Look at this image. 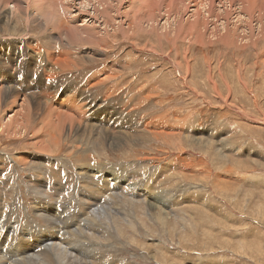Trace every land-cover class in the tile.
<instances>
[{
    "label": "rangeland",
    "instance_id": "374dc122",
    "mask_svg": "<svg viewBox=\"0 0 264 264\" xmlns=\"http://www.w3.org/2000/svg\"><path fill=\"white\" fill-rule=\"evenodd\" d=\"M17 1L23 6L27 4L25 0H22L23 3L21 0ZM126 1L128 0H125L120 11L122 10L124 14L129 13L130 17L126 16L127 19H124L125 15L120 12V15H114L117 20L121 18L118 20L119 23L116 22L115 26H117L112 25L107 28L101 24L100 19L99 21L94 19L91 6H84V3L81 4V0H61L64 8L60 7L59 9L62 10V15L64 10L65 20H70L71 16H75L74 23L76 25H81L82 21H85L83 25H90L86 29L88 34L93 31L92 28L98 27V30L94 29L95 32H92L93 34L96 33L95 38H98H96L97 41L94 40V35L92 36L93 39H91L95 43L81 41L82 44L79 43L75 48H64L69 49L73 54V59L68 57L67 67L64 66V62L62 64L56 63L60 50L55 49V44L60 43V40L56 42V38H54L56 43L48 44L54 46V49H48L39 37L28 36L32 34L31 31L34 28L38 33L37 36H40L39 31H41L46 36V42L49 43L47 34L42 32L40 26L37 27L38 13L27 9L25 14L21 16L18 14L19 18L13 20L12 23L9 18V11L5 10L0 2V74H11L14 77V82L18 85L10 83V87L6 88L20 91L18 95L10 97L8 101L9 104L11 103V107L5 111V108L3 109L4 112L0 113V119H4L6 123L11 121L14 123L16 118H19V122H23L24 118H29L26 116L29 113L27 107L32 106L31 109L33 108V98L38 99L40 97L43 100L44 95H46L48 99L49 94L52 100L49 99L48 101L54 103L50 108L52 116L42 114L38 118V121H41L39 126L43 128L42 126L47 124L54 127L55 130L64 129L65 140L56 149L54 155L52 152L55 143L52 142H56V138H53L54 141L52 140L49 144L50 148H47L38 142L35 132L33 133L34 136L28 133L27 139H19L20 135L14 134L17 126L9 134L2 133L0 127V220L9 227L14 222L17 227L14 228L17 231L15 234L10 231L11 238L5 235L2 239L7 241L15 238L12 243L14 245L19 239V243L24 247L39 248L38 251L35 250L34 254L44 250V248H40L41 240L38 239L40 236L37 233L42 227L47 231L46 229H51V226L47 225L46 221L44 222V217L36 214L37 204L35 203L41 194L40 190L35 189L36 191H33L29 185L31 184L30 180H34L38 173L32 172L28 168V164L32 161L43 163V167L37 171L46 173L48 179L51 180L48 181L46 188L54 189V193L48 192L53 195L50 196L53 199H51L52 202L46 201L59 209L55 213V220L58 225L54 226L59 233L60 230L67 231V227L75 229L77 222L80 224L86 218V214L89 213V208L86 207L100 205L95 199V197L100 196L98 193L96 194L95 185L101 183L102 176L109 173L119 174L118 178L121 179V183L126 180L127 183L133 184L136 188V190L131 191L128 186L124 187L121 184V189L123 192L125 191V195H122V191H118L122 197V199H117L121 206L115 207L120 209L121 214H123L120 215L119 223H122L121 225L125 228L124 237L120 238L119 233L112 230L111 235L114 236L115 234V237L109 235L111 238L109 239L110 247L108 249L101 247L100 250L96 248L93 250V253H96L89 254L95 260L99 258L100 263L104 260H112L113 264H124L122 262L126 259V264H167L165 261L171 259L176 264H264V37L259 34L260 17L257 14L250 19L249 13L244 10L247 4L241 7L239 2H236L233 9L229 8L228 10L226 7H222L223 2L217 0L213 10L209 11L211 18L204 13V11L208 12L210 8V6H206L207 9L203 7L207 0H166L167 4H165L166 1L162 3L163 0H150L154 1L151 2L152 4L150 3L151 7L150 4H147L149 0H135L137 1L136 7L130 4L131 1ZM144 1L146 5L143 3ZM254 2L255 0H253ZM113 3L112 6L117 4V2ZM257 3L254 4L256 7L262 6L264 0H257ZM146 6L150 8V11L154 10L159 16L154 25L156 30L149 33L138 30L137 34L131 33L130 35L121 32L122 29L128 28V24L134 23L133 26H136L137 22L132 18L133 15H136L142 24L149 20L150 11ZM162 7L167 10H162ZM132 8L134 9L131 10ZM226 9L229 16L224 26H228V29L231 27L232 29L238 28L236 34L241 36L236 38L232 33H228L227 37L225 36L227 40L231 39L228 35L236 39L232 43L221 40V37L214 35L215 33L210 34L214 30L211 28L212 24L218 21L215 17L217 16L222 20V17L226 15L224 12ZM83 10L87 12L85 13ZM141 12L142 14H140ZM146 12L147 16L145 15ZM237 13L241 14L235 18ZM112 14H116V12H112ZM241 16L242 18H238ZM5 17L7 21L2 22ZM33 19L34 21H32ZM94 20L98 21V24ZM240 20L242 22H238ZM246 20V23L243 22ZM121 21L125 23L123 26L119 25ZM165 21H167V25ZM193 21V24L203 21L202 28H211L210 31L206 34L205 30H202L201 35H197L198 31H193V37H179L175 38L173 42H167L168 40L163 37L166 31L165 26H167L168 32L173 26L177 29L181 27L183 30ZM6 24H9L10 27L6 28ZM143 26L151 30L149 27H145V24ZM261 26L264 27V24ZM106 29L110 34L104 33ZM113 29L117 30V33L111 37L114 34ZM186 30L187 28L184 34H187ZM97 32L99 33L97 34ZM161 32L164 34H160ZM198 36H201L200 40L197 39ZM242 36L245 37L244 40ZM49 38L53 40V37L49 36ZM84 44L88 46L85 47ZM89 50L101 51L100 53L103 55L93 57L91 58L93 61H91L90 54L87 52ZM1 59H3L4 64ZM51 61L54 62L51 64ZM19 62L20 64H18ZM103 72L115 78H111L106 83L96 87L90 79L97 73L103 79L105 76H103ZM238 72L242 79H237ZM211 74L215 76H211ZM58 85L60 89L55 87ZM2 87L3 85H0V90ZM17 87L19 89H16ZM141 88H144L142 92H140ZM147 88H149L148 91ZM156 90L159 92L157 93ZM146 92H149L150 98H145ZM15 97L18 99L15 100ZM69 100L71 102L74 100L75 102L72 103L76 104L73 106L72 103H68ZM91 101L95 102L90 106H84V102L90 103ZM78 104L80 107L77 114L80 116H76L77 121L71 125L63 117L65 113L63 111H65L66 106L76 107L79 106ZM3 123L0 122V125ZM113 127L118 128L119 134L130 135L138 139L144 137L145 140H137L136 147L112 148L107 140L102 137L97 138L96 129H106L105 131L109 132L108 134L111 136L115 132ZM40 128L38 127V131ZM90 128L91 131H89ZM153 131L175 132L180 140L176 138V141L174 138L170 141H164L162 138L156 140L152 134ZM198 138L203 141L202 144L195 143L189 148L191 139ZM87 139L90 143L96 142L97 146L85 147L84 144ZM24 158L27 160L26 163L24 162L26 160L22 161ZM52 158L53 162L49 165L52 172L46 171L47 163L52 161ZM21 161L24 163L22 164ZM26 164L28 167L25 166ZM57 167L67 170L58 173ZM78 171L84 173L90 171L93 176L90 175L91 178L86 181V178L81 176ZM87 176L89 175L87 174ZM39 177L44 179L45 175H39ZM60 179L63 183L65 182V189H67L64 194L60 195L61 197L55 193V184ZM42 181L45 182V180ZM91 181L93 182L91 183ZM90 184H92V188H90L88 199L86 198V187ZM78 186L81 188L80 192L76 190ZM169 187L171 188L169 189ZM58 188H60V192L62 190L61 185H58ZM145 189H148V195L143 194ZM171 190L174 194L170 193ZM133 194L134 197H132ZM156 196L163 197L165 200L164 205L162 204L163 216L172 218L176 215L177 232H174V240L170 238L168 229H162L158 226V221L153 215L149 218H145L143 215L147 205L156 201ZM177 197L178 201L176 202ZM59 198L64 199L56 204L60 200ZM92 200L96 201L95 204ZM64 202L66 211H68L66 215L62 212L64 211ZM183 204L187 205V208H184V205L182 209ZM179 206L183 210H179V212L182 211L180 214L177 210ZM82 208L84 210H80ZM194 208L196 209L194 210ZM76 209H79L80 213H76ZM147 209L150 208L147 207ZM172 209L177 210V212H173ZM85 210L87 213H84ZM188 211L189 213H187ZM40 214L45 216L43 213ZM36 216L44 220L38 222ZM81 218L83 219L81 220ZM170 218L168 219L170 220ZM123 219L138 220V227L143 232L140 230V234L136 235L130 228H126ZM230 219L232 222L229 221ZM51 220H54L53 217ZM62 222L63 225L59 226ZM154 225L158 226V231L155 233L152 230ZM114 227L119 228L115 224ZM216 228L220 230L216 231ZM22 230L29 235L20 237L24 234ZM2 232L3 229L0 227V233ZM57 237L59 239V234ZM46 241L48 244L51 242L50 240ZM120 241L121 243L123 241L124 244L117 243ZM156 245H162L159 251H156L157 257L161 254L158 259L155 257L156 255L152 257ZM147 246L151 249L148 250ZM70 247H73V250L75 246L70 245ZM113 247L114 249H112ZM12 250L14 249L7 243L0 245V251L5 254ZM26 255L28 254L26 253Z\"/></svg>",
    "mask_w": 264,
    "mask_h": 264
},
{
    "label": "bare ground",
    "instance_id": "6f19581e",
    "mask_svg": "<svg viewBox=\"0 0 264 264\" xmlns=\"http://www.w3.org/2000/svg\"><path fill=\"white\" fill-rule=\"evenodd\" d=\"M24 1V0H23ZM23 1L21 0V2L23 3ZM26 2H27V4L29 5L28 7H27V4H26V6H23V5H21V4H19V2L17 1V0H0V2L2 3V6H3V8L5 9V10H8L9 11V18H10V20L12 21V23H13V20H15V19H17V18H19V16H18V14L21 16L22 14H25V10H32V12H36V13H38L39 15H37V16H39L38 17V19L36 20V23H37V27L38 26H40L41 27V29H42V32H44V33H46L47 34V40H48V42L49 43H47L46 42V36L45 35H43L42 33H41V31H39V33H40V36H37V31L34 29V28H32V34H30V35H28L29 37H39L43 42H44V44L46 45V47L48 48V49H54V46L52 47V45L51 46H49L48 44H51V42H57V40H60L61 42L60 43H58L57 45L55 44V49L56 50H60L58 53V55H57V61H56V63L58 64V63H61L62 64V62H64V66L65 67H67L66 66V63H67V61H68V57L69 58H71L72 57V59H73V54L70 52V50L69 49H64V48H70V47H73V48H75V47H77V45L80 43V44H82L81 43V41H84L85 43H95L94 41H92V36L94 35V40L97 38H95V34L96 33H92V32H95L94 31V29L95 28H92L91 30H93L91 33H92V35H91V33L90 34H88L87 33V27L88 26H90V25H83V23L85 22H83L82 21V24L81 25H76V23H74V18H75V16H71V18L70 17H68V18H70V20H65L64 19V10H63V15L61 14L62 12V10H60L59 8L60 7H63V5H62V2H61V0H25ZM82 2H81V4H83L84 3V6H91V8H92V11L94 12V19H96V20H98L99 21V19L101 20V24L104 26V27H111L112 25H114L115 26V24H116V22H120V21H118V20H120V19H115V16H117V14L118 15H120V12H121V14H123V15H125V17H124V19L126 18L127 19V17L126 16H129L130 17V14L129 13H126V14H124L123 12H122V10L120 11V8H121V6L122 5H124L123 3H125V0H81ZM128 1H131L130 2V4L133 6L134 5V7H136V3H137V1H135V0H128ZM128 1H126V2H128ZM140 1V0H139ZM147 1V0H146ZM150 1V0H149ZM148 1V2H149ZM162 1V0H161ZM166 0H163V2L162 3H164ZM173 1V0H172ZM186 1V0H185ZM194 1V0H193ZM113 2H117V4L115 5V6H112V4L114 5V3ZM147 2V4L149 5L151 2L153 3L154 1H150L149 3ZM215 2H217V0H207V2H205L204 3V5H203V7H205L206 8V6H210V8H209V10H208V12H205L204 11V13H206V14H208L209 15V17L211 16V14H209L210 12V10L212 9L213 10V8H214V5H215ZM219 2H223L224 4L222 5V7L224 6V7H226L228 10H229V8L230 9H233V7H234V5L236 4V2H239V4H240V6L242 7V6H244L245 4H247L246 5V7L244 8V10H246L248 13H249V18L250 19H252V18H254V16H256L257 14H258V17H260V19H259V26H260V32H259V34L260 35H262L263 37H264V27L263 26H261V25H263L264 24V5H260V6H258V7H256L254 4H255V2L257 3V0H255V2L253 3V0H219ZM219 2H218V4H219ZM143 3H145V1L143 2ZM151 3V4H152ZM183 3V2H182ZM129 4V3H128ZM151 4H150V7H151ZM155 4V3H154ZM160 4V3H159ZM165 4H167V1L165 2ZM170 4H171V2H170ZM258 4V3H257ZM65 5H66V3H65ZM145 5H146V3H145ZM162 5H164V4H162ZM183 5V4H182ZM131 6V7H132ZM153 6V5H152ZM160 6V5H159ZM158 6V7H159ZM238 6V5H237ZM83 7V6H82ZM131 7H129V8H131ZM145 7V6H144ZM146 7H148V6H146ZM157 7V6H156ZM166 7V6H165ZM190 7V6H189ZM64 8V7H63ZM160 8V7H159ZM181 8H183V6H181ZM240 8V7H239ZM134 8H132L131 10H133ZM136 9V8H135ZM148 10L150 9L149 7L147 8ZM166 9V8H165ZM165 9H163V7H162V10H165ZM207 9V8H206ZM226 9V11H224V12H226V15L224 16V17H222V20H220V18L219 17H215V18H217V22L216 23H213L212 24V29H214V30H212V32L210 33V34H214V35H217V36H219V37H221V40H223V41H225V42H228V43H232V42H235V40L236 39H234V38H232L230 35H228L231 39H228L227 40V38H225V36L228 34V33H232L234 36H236V38L237 37H241V36H237V29L238 28H236V29H232V27H231V29H228V26H224V24L225 23H227V21H228V10ZM89 10V9H88ZM145 10H146V8H145ZM147 10V11H148ZM167 10V9H166ZM165 10V11H166ZM171 10V9H170ZM256 10H260V11H256ZM0 11H1V8H0ZM84 11V10H83ZM116 12V14H112V12L113 13H115ZM150 11V10H149ZM159 11H160V9H159ZM183 11H184V9H183ZM196 11V10H195ZM241 11V10H240ZM85 12V11H84ZM87 12V11H86ZM85 12V13H86ZM145 12V11H144ZM144 12H143V14H144ZM192 12V11H191ZM193 12H194V9H193ZM192 12V13H193ZM197 12V11H196ZM242 12V11H241ZM255 12V13H254ZM36 13H35V15H36ZM159 13H162V12H159ZM171 13H174V12H171ZM182 13H184V12H182ZM199 13V12H198ZM243 13V12H242ZM28 14V13H27ZM26 14V15H27ZM140 14H142V12L140 13ZM167 14V13H166ZM174 14H177L176 12L174 13ZM173 14V15H174ZM199 14H201V13H199ZM199 14H197V15H199ZM241 13H237V15H236V17L235 18H237V16H239ZM34 15V14H33ZM115 15V16H114ZM138 15H139V12H138ZM146 16H147V12H146V14H145ZM162 15V14H161ZM172 15V16H173ZM189 15V14H188ZM196 15V16H197ZM203 15V14H202ZM141 16V15H140ZM166 16V15H165ZM178 16V15H177ZM35 17V16H34ZM123 17V16H122ZM143 17V16H142ZM158 15H157V13H155V11L154 10H152V11H150V18H149V20H146V22L145 23H143V24H145L146 26L145 27H149L151 30H149L148 28H144V26H143V24H142V21L136 16V15H133L132 16V18L134 19V20H136V22H137V24H136V26H133L134 25V23L133 24H128V28L127 29H122L121 30V32H123L124 34H137V31L138 30H141V31H143V32H154L155 30H156V28H154L155 26V24L157 23V19H158ZM162 17V16H161ZM175 17H176V15H175ZM183 17V16H182ZM194 17V16H193ZM206 17V16H205ZM117 18V17H116ZM119 18V17H118ZM165 18V17H164ZM191 18V17H190ZM211 18H212V16H211ZM214 18V19H215ZM238 18H242V16L241 17H238ZM248 18V19H249ZM4 19V21H2V22H6L7 21V18L5 17V18H3ZM28 19H29V17H28ZM77 19V18H76ZM167 19V18H166ZM180 19V18H179ZM203 19V18H202ZM210 19V18H209ZM247 19V20H248ZM201 20V19H200ZM210 20H212V19H210ZM234 20V19H233ZM243 20V19H242ZM247 20L246 21H243V22H247ZM254 20V19H253ZM25 21V20H24ZM32 21H34V19L32 20ZM98 21H95L94 20V22H98ZM130 21V20H129ZM171 21V20H170ZM195 21V20H194ZM194 21L193 22H190L189 23V25L188 26H186L185 28H183V30H182V28L180 27H178L179 29H177V27H174L173 26V28L172 29H170L171 31L170 32H168L167 31V26H165V35L163 36L164 38H166L168 41L167 42H173V40L176 38H179V37H184V36H186V37H188V38H191V37H193V35H194V32L193 31H198L197 32V35H201L200 33L202 32V30H205V32H206V34H207V32L208 31H210V29L211 28H202V26L204 25V22L203 21H200V22H197V23H195V24H193L194 23ZM135 22V21H134ZM166 22L167 21H165V24H166ZM182 22V21H181ZM221 22V23H220ZM238 22H242L241 20L240 21H238ZM86 23H87V21H86ZM100 23V22H99ZM168 23H169V21H168ZM219 23V24H218ZM236 23V22H235ZM244 23V24H245ZM75 24V25H74ZM91 24V23H90ZM98 24V23H97ZM125 23H123L122 21H121V24H119L120 26H123ZM175 24H176V22H175ZM96 25V24H95ZM118 25V26H119ZM140 25V26H139ZM167 25V24H166ZM202 25V26H201ZM214 25V26H213ZM229 25V24H228ZM233 25V24H232ZM246 25V24H245ZM247 25H248V23H247ZM16 26V25H15ZM84 26H86L85 28H84ZM117 26V25H116ZM115 26V27H116ZM234 26V25H233ZM257 26V25H256ZM10 27V25L9 24H6V28H9ZM24 27H25V24H24ZM92 27V26H91ZM115 27H112V28H115ZM98 27L96 26V29H97ZM119 28V27H118ZM117 28V29H118ZM143 28V29H142ZM170 28H171V26H170ZM187 28V34H184V32H185V29ZM198 29V30H195V29ZM219 28V29H218ZM241 28H243V27H241ZM95 29V30H96ZM120 29H121V27H120ZM119 29V30H120ZM136 30V32H135V30ZM98 30V29H97ZM114 30V29H113ZM160 30H162V29H160ZM65 31H67V32H65ZM103 32H104V30H102ZM163 31V30H162ZM175 33H174V32ZM109 31L106 29L105 30V32L104 33H108ZM19 33V32H18ZM24 33V32H23ZM99 32H97V34H98ZM101 33V32H100ZM117 33V30H114V34L111 36V37H114V35ZM174 33V34H173ZM247 33V32H246ZM17 34V33H16ZM108 34H110V33H108ZM107 34V35H108ZM160 34H164L163 32H161ZM173 34V35H172ZM203 34H204V32H203ZM255 34V33H254ZM90 35H91V37H90ZM102 35V34H101ZM106 35V36H107ZM146 35V34H145ZM155 35V34H154ZM49 36L50 37H53V40H52V38H51V40H50V38H49ZM88 36V37H87ZM98 36V35H97ZM100 36V35H99ZM98 36V37H99ZM103 36V35H102ZM259 36V35H258ZM101 37V36H100ZM105 37V36H104ZM125 37V36H124ZM201 37V36H200ZM200 37L198 36L197 37V39H199L200 40ZM207 37V36H206ZM208 37H209V35H208ZM216 37V36H215ZM227 37V36H226ZM243 37V40H244V36H242ZM7 38H9V37H7ZM11 38V37H10ZM54 38H56V40L54 41ZM92 38V39H91ZM101 38H103V37H101ZM107 39H108V36L106 37ZM105 38V39H106ZM128 38V37H127ZM214 38V37H213ZM98 39V38H97ZM96 39V40H97ZM100 39V38H99ZM110 39V38H109ZM114 39V38H113ZM252 39H254L253 37H252ZM104 40V39H103ZM157 40V39H156ZM162 40V39H161ZM196 40V39H195ZM250 40H251V38H250ZM98 41V40H97ZM106 41V40H105ZM158 41V40H157ZM239 41V40H238ZM55 42V43H56ZM162 42V41H161ZM252 42H254V41H252ZM109 43V42H108ZM99 44V43H98ZM105 44V43H104ZM163 44V43H162ZM264 44V43H263ZM256 45H257V43L255 44V47H256ZM80 46V45H79ZM84 46H85V44H84ZM88 45L86 44V46L85 47H87ZM154 46V45H153ZM58 48V49H57ZM63 48V49H62ZM258 48V47H257ZM79 49V48H78ZM90 49V48H89ZM93 49V48H92ZM155 49V48H154ZM44 50V49H43ZM156 50V49H155ZM53 51V50H52ZM232 51H233V49H232ZM41 52H43V51H41ZM88 52V54H90V59L91 58H93V57H100V56H102L103 54L102 53H100L101 51H95V50H89V51H87ZM41 54V53H40ZM44 54V53H43ZM56 55V54H55ZM54 55V56H55ZM100 55V56H99ZM52 56V55H51ZM42 59V58H41ZM51 59V58H50ZM1 61H2V63L4 64V62H3V59H1ZM91 61H93V59H91ZM52 62H54V61H51V64H52ZM41 63V62H40ZM72 63V62H71ZM18 64H20V62L18 63ZM43 64V63H42ZM70 64V63H69ZM38 65V64H37ZM54 65H56L55 63H54ZM53 65V66H54ZM55 67V66H54ZM18 68H20V67H18ZM37 68V67H36ZM209 68V67H208ZM35 69V68H34ZM61 69H63V68H61ZM204 69V68H203ZM213 69V68H212ZM39 70V69H38ZM107 70V69H106ZM190 70V69H189ZM211 70V69H210ZM191 73V72H190ZM212 73V72H211ZM37 74H38V72H37ZM105 75V76H104ZM214 74H211V76H213ZM221 75H222V73H221ZM15 76V75H14ZM46 76V75H45ZM103 76H104V78L102 79L101 77H99V75H98V73H97V75H93V77L90 79V80H92V82H93V84L94 85H96V87L97 86H100V85H102L103 83H106L109 79H111V78H115L114 76H111V75H109V74H107V73H105V74H103ZM116 76V75H115ZM215 76V75H214ZM236 77H237V79H242V77H241V74H239V72L237 73V75H236ZM24 78V77H23ZM47 78V77H46ZM78 78V77H77ZM105 78H106V80H105ZM31 79H34V78H32L31 77ZM43 80V79H42ZM89 80V81H90ZM224 80V79H223ZM19 81H22V80H19ZM31 81V80H30ZM18 82V81H17ZM88 82V81H87ZM10 83H13V84H16L15 82H14V77L10 74V75H4V74H0V85L2 86L3 85V87L1 88V90H0V95H1V97H0V113L3 111V109H4V111L7 109V108H9V107H11L10 106V104H9V99H10V97L12 96H14V95H18V93H20V91H16V90H14V89H8V88H6V87H10ZM28 84V83H27ZM114 84V83H113ZM215 84V83H214ZM16 85H18V84H16ZM74 85V84H73ZM90 85V84H89ZM155 85H156V83H155ZM247 85V84H246ZM26 86V85H25ZM150 86H151V84H150ZM154 86V85H153ZM56 88H59L60 89V86L58 85V86H55ZM148 87V86H147ZM245 88L246 89H248V87L247 86H245ZM245 88H243V89H245ZM16 89H19V87H17ZM142 89L144 90V88H141L140 89V92H142ZM155 89V88H154ZM28 90V89H27ZM111 90V89H110ZM147 91L149 90V88H147L146 89ZM49 91V90H48ZM112 91V90H111ZM152 91H154V90H152ZM157 91V90H156ZM29 92V91H28ZM58 92V91H57ZM110 92V91H109ZM155 92V91H154ZM159 91H157V93H158ZM45 93H47V92H45ZM144 93H145V91H144ZM147 93V95H145V98L147 97V98H150L148 95H149V92H146ZM151 94V93H150ZM250 94V93H249ZM111 95V94H110ZM251 95V94H250ZM156 96V95H155ZM11 97V98H12ZM21 97V96H20ZM50 95L48 94V99H47V97H46V95H44V98H43V100L42 99H40V97L37 99L36 97H34L33 98V104H34V106H33V108L31 109V107L29 108V107H27V109H28V111H29V113H30V115H29V113H27V117H29L28 119H25L24 118V120H23V122H19V118H16V120L14 121V123H13V121H11L10 123H6L5 122V120L4 119H0V122L1 123H3V120H4V123L2 124V125H0V127H1V130H2V133H6V134H9V133H11L12 131H14V127H16L15 128V135L18 133L19 135H20V138L19 139H25L27 136H28V133H30V134H32V136H34V132H35V136H36V138L38 139V142L41 144V145H44L45 147H49L50 148V146H49V144H51V142H52V140L54 141V139L53 138H56L55 140H56V142H52V143H55L54 144V147H53V154H54V152H56L57 150V148L60 146V145H62L64 142H65V140H64V129H60V130H55V128L54 127H52L51 125L49 126V125H47L46 124V126H42L43 128H40V126L39 125H41L40 124V122L41 121H38V118L40 117V116H42V114L43 115H51L52 116V114H51V107L53 106L52 104H54V103H51L50 101H48L49 99H50ZM109 97V96H108ZM157 97V96H156ZM26 98V97H25ZM42 98V97H41ZM54 98V97H53ZM106 98V97H105ZM146 98V99H147ZM160 98V97H159ZM16 99H18V98H16L15 97V100ZM24 99V98H23ZM57 99V98H56ZM145 99V100H146ZM14 100V101H15ZM29 100V99H28ZM50 100H52V99H50ZM72 100V99H71ZM86 100V99H85ZM150 100V99H149ZM26 101V100H25ZM45 102V104H44V102ZM27 102V101H26ZM72 102H75L74 100L72 101ZM70 100H69V102L68 103H72ZM82 102H83V100H82ZM95 101H91L90 103H83L84 104V106H90L92 103H94ZM147 102V101H146ZM49 103V104H48ZM144 103V102H143ZM8 104V105H7ZM73 104V106L76 104H74V103H72ZM25 105V104H24ZM65 105V104H64ZM79 105V104H78ZM99 105H101V104H99ZM22 106V105H21ZM73 106H66L65 107V111H63V112H65L64 113V115H63V117L69 122V124H71V125H73L77 120V117L76 116H80V115H78L77 114V111L79 110V107H80V105L79 106H76V107H73ZM138 106V105H137ZM136 108V107H135ZM62 110V109H61ZM64 110V109H63ZM3 111V112H4ZM27 111V112H28ZM49 112H50V114H49ZM97 112V111H96ZM62 113V112H61ZM95 113V112H94ZM105 113V112H104ZM103 113V114H104ZM2 114V113H1ZM23 114V113H22ZM111 115H112V113H111ZM262 115V114H261ZM53 116H54V114H53ZM110 116V115H109ZM5 117V116H4ZM46 117H48V116H46ZM58 117V116H57ZM56 117V118H57ZM13 118V117H12ZM51 118V117H50ZM64 118H63V121H64ZM110 118V117H109ZM60 119V118H59ZM52 120V119H51ZM50 120V121H51ZM7 121V120H6ZM108 121H110V120H108ZM107 121V122H108ZM60 122V121H59ZM16 123V124H15ZM15 124V125H14ZM51 124H52V122H51ZM14 125V126H13ZM38 127L40 128L39 129V131H38ZM49 127H52V128H49ZM58 127H59V125H58ZM60 127H61V125H60ZM63 127V126H62ZM66 127V126H65ZM94 127V126H93ZM74 129H76V128H74ZM96 129V128H95ZM94 129V130H95ZM113 129H114V131L115 132H113V136L111 135H109L105 130L106 129H102L101 128V130H97L96 129V135H98V137L97 138H103V139H105V140H107L108 141V143H109V145H110V147H112V148H124L125 149V147H128V146H135L137 143V140H145V138L143 137V138H141V139H138V138H133V136H130V135H126V134H119V131H118V128H114L113 127ZM149 129V128H148ZM147 129V130H148ZM92 129L90 128V130L89 131H91ZM82 132V131H81ZM85 132V131H84ZM147 132V131H146ZM149 132V131H148ZM86 133V132H85ZM75 134V133H74ZM82 134V133H81ZM88 134V133H87ZM91 134V133H90ZM94 134H95V132H94ZM152 134L154 135V138L157 140V139H163L164 141H170V139H178V140H180V137L178 136V134H176L175 132H170V131H168V132H166V131H161V132H156V131H153L152 132ZM23 135V136H22ZM88 136V135H87ZM16 137V136H15ZM52 139H51V138ZM76 137H77V135H76ZM35 138V139H36ZM75 138V137H74ZM87 138V137H86ZM149 138V137H148ZM27 139V138H26ZM79 139V138H78ZM176 139H175V141H176ZM49 140V141H48ZM76 140V139H75ZM83 141V140H82ZM35 143H36V141H34ZM33 142V143H34ZM84 142V141H83ZM153 142V141H152ZM202 140H200V138H198V139H191V142H190V145H189V148L191 147V146H193V144H195V143H199V144H202ZM38 143V144H39ZM101 143V142H100ZM105 143V142H104ZM103 143V144H104ZM78 144V143H77ZM102 144V145H103ZM178 144V143H177ZM205 144V143H204ZM101 145V146H102ZM138 145H140V144H138ZM37 146H40V145H37ZM84 146L85 147H88V148H93L94 146H97V143L96 142H91L90 143V141H89V139H87V140H85V144H84ZM99 146V145H98ZM104 146V145H103ZM100 147V146H99ZM109 147V146H108ZM136 147V146H135ZM187 147V146H186ZM52 148V147H51ZM62 148V147H61ZM141 149V148H140ZM144 149V148H143ZM185 149V148H184ZM27 150V149H26ZM59 150H61V149H59ZM39 152V151H38ZM9 153V152H8ZM41 153V152H40ZM59 153V152H58ZM8 155V154H7ZM55 155V154H54ZM158 157V156H157ZM21 158V157H20ZM64 158V157H63ZM55 159V158H54ZM24 160H26V158H24V159H22V161H24ZM14 161V160H13ZM21 161V162H22ZM33 161H34V159H33ZM43 161V160H42ZM76 161V160H75ZM25 163L27 162V160L26 161H24ZM24 162H22V164L24 163ZM52 162H53V158H52V161H49L48 163H47V169H46V171H50L51 169L49 168V165H51L52 164ZM65 162V161H64ZM159 162V161H158ZM31 163V164H30ZM29 164H28V166H27V164L25 165V166H27L28 168H30L31 170H32V172H38L36 175H35V179L34 180H30V183L31 184H29L30 185V187H31V189L33 190V191H36V190H40V194H41V197L40 198H38V201H36V203L35 204H37V208H36V214H38L39 216H42V217H44L45 218V220L43 219V218H41V217H37L36 216V218H37V220H38V222H40L42 219L44 220V222L46 221L47 222V225H49V226H51V229H46L48 232H51V233H48L47 231H45L44 229H43V227H42V229L40 230L39 229V231H38V233H37V235H39L40 237H38V239H40L41 240V243H40V248L42 249V248H44V250L42 249L39 253H36V254H34L35 253V250L36 251H38L39 250V248H27V247H24V246H22L20 243H19V239H17V244L16 245H14V244H12L13 243V240L15 239V238H13L12 240H3L2 238H4V236L6 235V236H8L9 238H11L12 236H11V233H10V231L13 233V234H15L17 231L16 230H14V228H17L16 227V225H15V223L14 222H12V224L10 225L11 227H9L8 225H5L4 224V222L2 221V220H0V227L3 229V232L2 233H0L1 234V237H0V245L1 244H3V243H7L11 248H13L14 250H12L11 252L10 251H8L6 254L5 253H3L2 251H0V264H102L103 262L105 263V264H113V262H112V260H102L103 262H101L100 263V259H99V261H97V260H95L94 258H91L90 256H89V254H94V253H96V252H94L93 253V250H95L96 248L98 249L99 248V250L101 249V247H103L104 249H108L109 247H110V240L109 239H111V238H109L110 236L109 235H111V231L113 230H116L118 233H119V237L120 238H122V237H124V232L123 231H125V228L119 223V218H121L120 217V215H123V214H121V212H120V209H118V208H116L115 206H117L118 207V205L119 206H121V204H119L120 203V201L119 200H117L118 198L119 199H122V197H121V194H118V191H122V189H121V184H123L124 185V187H126V186H128V188L129 189H131V191L132 190H136V188L133 186V184H129V183H127V181L125 180V182H123V183H121V179H119L118 177H119V174H113V173H109L108 175H105V176H102V181H101V183L100 184H98V185H95L96 186V194L98 193L100 196L99 197H95V199L99 202V204L100 205H96V206H94V205H92V207H86L87 209H88V212L89 213H87V210H85L84 211V213L86 212L87 214H86V218L85 219H83V218H81V223L80 224H78L79 222H77V224H76V227H75V229H72L71 227H67V231H63V230H60V233H59V231L58 230H56V228L54 227L55 225H58L57 224V222H56V220H55V213L59 210L58 208H56L57 206H51V205H53V204H51L50 202H52L51 201V199H53V198H51L50 196H53L52 194H49L48 192H52V193H54V189H49V188H46L47 187V183H48V181H51V180H49L48 179V177H47V175H46V173H42V171L41 172H39V171H37V170H39L40 168H42L43 167V163H38V162H30ZM169 167H171V166H169ZM59 167H57V170L59 171L58 173H61L62 171H65V170H67V169H58ZM186 168V167H185ZM193 168V167H192ZM91 169H93V168H91ZM188 169H189V167H188ZM29 170V169H28ZM89 170V169H88ZM186 171V170H185ZM188 171V170H187ZM191 171V170H190ZM50 172H52V171H50ZM96 172H98V171H96ZM164 172V171H163ZM167 172V171H166ZM184 172V171H183ZM189 172V171H188ZM66 173V172H65ZM78 173H80L81 174V176H83V177H85L86 178V181H88V179L89 178H91L90 177V175H92L91 174V172L90 171H88V173H84V172H81V171H78ZM115 173V172H114ZM177 173H178V171H177ZM189 173H192V172H189ZM87 174L89 175V176H87ZM39 175H45V178L44 179H40V177H39ZM59 175V174H58ZM60 176V175H59ZM62 176V175H61ZM93 176V175H92ZM96 176V175H95ZM208 176V175H207ZM63 178V177H62ZM66 178V177H65ZM98 179V178H97ZM174 179V178H173ZM178 179H180V178H178ZM186 179V178H185ZM208 179V178H207ZM39 180H41V181H39ZM42 180H45V182H43ZM62 180H64V179H62ZM181 180V179H180ZM191 180V179H190ZM201 180H203V179H201ZM124 181V180H123ZM176 181V180H175ZM93 181H91V183H92ZM95 182V181H94ZM98 182H99V180H98ZM97 182V183H98ZM172 182V181H171ZM188 182V181H187ZM186 182V183H187ZM65 183V182H64ZM62 181H61V179H60V181H58L56 184H55V193L58 195V196H60V195H62V194H64V192L67 190V189H65V184H64ZM97 183H95V184H97ZM167 183H168V181H167ZM170 183V182H169ZM173 183V182H172ZM36 184V185H35ZM64 184V185H63ZM81 184V183H80ZM164 184V183H163ZM174 184V183H173ZM224 184V183H223ZM222 184V185H223ZM58 185H61V191L59 192V190H60V188H58ZM91 185L92 184H90L89 186H87L86 188V198H88L89 199V192H90V188H92L91 187ZM184 185V184H183ZM187 185V184H186ZM41 186H44L43 188H39V187H41ZM170 186V185H169ZM173 186V185H172ZM190 186V185H189ZM79 187V186H78ZM76 187L77 189V191L78 192H80V190H81V188L79 187ZM166 187H168V186H166ZM178 187V186H177ZM71 188V187H70ZM74 188V187H73ZM153 188V187H152ZM161 188H164V187H162L161 186ZM171 187H169V189H170ZM180 188V187H179ZM184 188V187H183ZM189 188H191V187H189ZM193 188V187H192ZM195 188V187H194ZM196 188H197V186H196ZM202 188V187H201ZM36 189V190H35ZM75 189V188H74ZM49 190H51V191H49ZM92 190V189H91ZM151 190V189H150ZM174 190V189H173ZM179 190V189H178ZM183 190V189H182ZM192 190V189H191ZM69 191V190H68ZM152 191V190H151ZM156 191V190H155ZM154 191V192H155ZM166 192H167V190H165ZM187 191H188V189H187ZM190 191V190H189ZM199 191V190H198ZM117 192V193H116ZM123 192V191H122ZM134 192H136V191H134ZM173 193V191L171 190L170 191V193ZM193 192V191H192ZM72 193V192H71ZM125 193V191L123 192V194L122 195H125L124 194ZM168 193V192H167ZM208 193V192H207ZM70 194V193H69ZM81 194H84V193H81ZM143 194L144 195H148L149 194V191H148V189H145V190H143ZM163 194H165V193H163ZM174 194V193H173ZM188 194V193H187ZM192 194V193H191ZM190 194V195H191ZM198 194V193H197ZM136 195V194H135ZM153 195V194H152ZM155 195V194H154ZM186 195V194H185ZM189 195V194H188ZM68 196V195H67ZM138 196V195H137ZM187 196V195H186ZM194 196V195H193ZM196 196V195H195ZM61 197V196H60ZM66 197V196H65ZM132 197H134V194L132 195ZM157 197V196H156ZM231 197V196H230ZM230 197H229V199H230ZM154 198V197H153ZM200 198V197H199ZM210 198V197H209ZM60 200L58 201V202H56V204L57 203H59L60 201H62L61 199H64V198H59ZM134 199V198H133ZM180 199V198H179ZM194 199V198H193ZM196 199H197V197H196ZM240 199V198H239ZM46 200H48V201H50V202H48V201H46ZM110 200V201H109ZM149 200V199H148ZM201 200V199H200ZM207 200H209V199H207ZM57 201V200H56ZM65 201V200H64ZM84 202H85V200H83ZM93 201V200H92ZM178 201V197H177V199H176V202ZM81 202H82V199H81ZM83 202V203H84ZM94 202V204H95V202L96 201H93ZM165 202V200L163 199V197H157L156 198V201L155 202H151V203H149L148 205H147V207L148 208H150V209H147V207H146V209L144 210V212H143V215L145 216V218H149L150 216L152 217V215H153V217H155L156 219H157V221H158V226L160 227V228H162V229H168L169 230V232H170V238L172 239V240H174V237H175V234H174V232H177V218H176V215H175V217L173 216L172 218H170V216H168V217H166V216H163V214H164V210H162V207H163V203ZM180 202H182V201H180ZM184 202V201H183ZM186 202V201H185ZM190 202V201H189ZM188 202V203H189ZM228 202V201H227ZM54 203V202H53ZM123 203V202H122ZM166 203H168V202H166ZM191 203V202H190ZM200 202H198V204H199ZM247 203V202H246ZM86 204V203H85ZM128 204V203H127ZM157 204H159L160 206H158ZM163 204V205H162ZM197 204V205H198ZM202 204V203H201ZM65 202H64V211H62L63 213H64V215H66V213L68 212V211H66V208H65ZM133 205V204H132ZM166 205V204H165ZM171 205V204H170ZM178 205H179V202H178ZM181 205V204H180ZM184 205L185 204H183V206H182V209H183V207H184ZM189 205V204H188ZM191 205H192V203H191ZM200 205V204H199ZM58 206H61V205H58ZM81 206V205H80ZM138 206V205H137ZM169 206V205H168ZM174 206V205H173ZM187 205H185V207L184 208H187L186 207ZM203 206H204V204H203ZM246 206V205H245ZM72 207V206H71ZM127 207V206H126ZM175 207V206H174ZM193 207V206H192ZM201 207H202V205H201ZM205 207V206H204ZM68 208V207H67ZM85 208V209H86ZM122 208H123V206H122ZM143 208V207H142ZM165 208V207H164ZM172 208V207H171ZM189 208H190V206L188 207V210H189ZM166 209V208H165ZM181 208H180V206H179V209H177L178 210V213L180 214V212H182V211H180L179 212V210H180ZM196 208H194V210H195ZM80 210H84L83 208L82 209H80ZM123 210V209H122ZM126 210V209H125ZM139 210V209H138ZM171 210V209H170ZM177 210L175 211L174 209H172V211L174 212H177ZM185 210H187V209H185ZM193 210V211H194ZM132 211V210H131ZM134 211V210H133ZM132 211V212H133ZM139 211H141V210H139ZM152 211H153V213H152ZM209 211V210H208ZM246 211H247V209H246ZM80 213V211H79V209H76V213ZM128 212V211H127ZM210 212V211H209ZM40 213H43L45 216H43V215H41ZM72 213V212H71ZM177 213V214H178ZM187 213H189V211L187 212ZM203 213V212H202ZM230 213V212H229ZM70 214V213H69ZM154 214H156V215H154ZM167 214V213H166ZM165 214V215H166ZM170 214V213H169ZM191 214V213H190ZM194 214V213H193ZM198 214H199V212H198ZM226 214V213H225ZM228 214V213H227ZM71 215V214H70ZM131 215V214H130ZM134 215H136V214H134ZM149 215V216H148ZM71 216H73V215H71ZM125 216V215H124ZM141 216V215H140ZM195 217L197 216V215H194ZM226 216V215H225ZM228 216H229V214H228ZM228 216H226V217H228ZM53 217V219L54 220H51V218ZM81 217H82V215H81ZM129 217V216H128ZM128 217H126V218H128ZM142 217V216H141ZM184 217V216H183ZM223 217H224V214H223ZM246 217V216H245ZM123 218V217H122ZM131 218V217H130ZM168 218H170V220L168 219ZM180 218V217H179ZM182 218V217H181ZM186 218V217H185ZM230 218H231V216H230ZM249 218H251V217H249ZM134 219V218H133ZM133 219H123V221L126 223V228L128 229V228H130L136 235H139L140 234V230H141V228L139 229V227H138V225H139V221L138 220H136V221H133ZM151 219V218H150ZM150 219H149V221H150ZM153 219V218H152ZM183 219V218H182ZM187 219V218H186ZM196 219V218H195ZM194 219V220H195ZM198 219V218H197ZM223 219H225V218H223ZM232 219H233V216H232ZM258 219H259V216H258ZM180 220V219H179ZM184 220V219H183ZM33 223H35V221H33V220H31ZM74 221H75V219H74ZM133 221V222H132ZM148 221V222H149ZM152 221V220H151ZM156 220H154V222H155ZM190 221V220H189ZM200 221V220H199ZM202 221V220H201ZM224 221V220H223ZM229 221H231V219L229 220ZM228 221V222H229ZM234 221V220H233ZM252 221H254V220H252ZM153 222V221H152ZM180 222H183V221H180ZM195 222H197V221H195ZM227 222V221H226ZM232 222V221H231ZM141 223V222H140ZM151 223V222H150ZM156 223V222H155ZM189 223V222H188ZM187 223V224H188ZM199 223V222H198ZM197 223V224H198ZM234 223H236V222H234ZM233 223V224H234ZM72 224V223H71ZM114 224L115 225H117L119 228H115L114 227ZM154 224V223H153ZM181 224H183V223H181ZM180 224V225H181ZM191 224V223H190ZM63 225V222L59 225V226H62ZM179 225V224H178ZM194 225V224H193ZM202 225V224H201ZM240 225V224H239ZM149 227H150V225H148ZM158 226L157 225H154L153 226V228H152V230L154 231V233L155 232H157L158 231ZM203 226V225H202ZM36 228H37V226H35ZM209 227V226H208ZM7 228V229H6ZM145 229L147 228V227H144ZM151 228V227H150ZM218 228V227H217ZM217 228H216V231H218V230H220V229H218L217 230ZM219 228H220V226H219ZM143 229V228H142ZM160 230V229H159ZM210 230V229H209ZM212 230V229H211ZM23 231V230H22ZM142 231V230H141ZM215 231V232H216ZM46 232V233H45ZM115 232V231H114ZM131 232V231H130ZM143 232V231H142ZM148 232V231H147ZM162 232V231H161ZM161 232H159V233H161ZM23 235H21L20 237H22V236H25V235H29L26 231H23ZM128 233H129V230H128ZM133 233V234H134ZM58 234H59V239H58ZM131 234V233H130ZM134 234V235H135ZM165 234V233H164ZM221 234V233H220ZM257 234V233H256ZM64 235H65V237H64ZM145 235V234H144ZM217 235V234H216ZM111 236H113V235H111ZM210 236V235H209ZM215 236V235H214ZM220 236V235H219ZM218 236V237H219ZM223 236V235H222ZM227 236V235H226ZM113 237H115V234H114V236ZM141 237H143V236H141ZM145 237V236H144ZM153 237V236H152ZM225 237V236H224ZM227 237H229V236H227ZM226 237V238H227ZM154 238V237H153ZM117 239V238H116ZM133 239V241H135V239L134 238H132ZM137 239H138V237H137ZM145 239V238H144ZM143 239V240H144ZM147 239V238H146ZM178 239H179V237H178ZM216 239H218V238H216ZM257 239V238H256ZM46 240H50L51 242L48 244V242L46 241ZM64 240H66V241H64ZM197 240V239H196ZM209 240V239H208ZM220 240V239H219ZM226 240V239H225ZM81 241H84V242H81ZM115 241H117V240H115ZM145 241V240H144ZM152 241H154V240H152ZM175 241H176V239H175ZM198 241V240H197ZM86 242H87V244H86ZM113 242V241H112ZM127 242V241H126ZM188 242V241H187ZM204 242H206V241H204ZM208 242V241H207ZM15 243V242H14ZM117 243H121V241L120 242H117ZM122 243H123V241H122ZM121 243V244H122ZM162 243V242H161ZM165 243V242H164ZM88 244H90V246H88L87 247V245ZM124 244V243H123ZM168 244V243H167ZM189 244V243H188ZM197 244H198V242H197ZM231 244V243H230ZM263 244V243H262ZM70 245H74L75 247H74V249L72 250V248L70 247ZM91 245H92V247H91ZM113 245V244H112ZM131 245V244H130ZM114 246H116V245H114ZM119 246V245H118ZM117 246V247H118ZM126 246V245H125ZM134 246V245H133ZM162 245H156V247H155V252L153 253V256L152 257H154V255H156V251L158 252L159 251V249H160V247H161ZM205 246V245H204ZM210 246V245H209ZM154 247V246H153ZM76 248V249H75ZM138 248V247H137ZM166 248V247H165ZM183 248V247H182ZM203 248V247H202ZM112 249H114V247L112 248ZM118 249V248H117ZM125 249V248H124ZM147 249L149 250V249H151V248H149L148 246H147ZM167 249V248H166ZM110 250V249H109ZM115 250H116V247H115ZM118 250H121V249H118ZM117 250V251H118ZM180 250V249H179ZM184 250V249H183ZM222 250V249H221ZM139 251V250H138ZM153 251V250H152ZM28 254V255H26V253ZM74 252H76V253H74ZM127 252V251H126ZM98 253V252H97ZM174 254H175V252H173ZM104 254H106V253H104ZM144 254V253H143ZM150 254V253H149ZM168 254V253H167ZM178 254V253H177ZM184 255V254H183ZM205 255V254H204ZM151 256V255H150ZM181 256H182V254H181ZM157 259H158V257H161V254L160 255H158V257H157V255L155 256ZM182 258H184V257H182ZM154 260H155V258H153ZM187 259V258H186ZM186 259H184V260H186ZM150 260H152L151 258H150ZM162 260V259H161ZM167 264H176L175 262H174V260H171V259H168L167 261H165ZM249 262V261H248ZM122 263H124V264H126V259H124V261L122 262ZM154 263H156V262H154ZM221 263V262H220ZM183 264V263H182Z\"/></svg>",
    "mask_w": 264,
    "mask_h": 264
},
{
    "label": "crops",
    "instance_id": "0c3cea01",
    "mask_svg": "<svg viewBox=\"0 0 264 264\" xmlns=\"http://www.w3.org/2000/svg\"><path fill=\"white\" fill-rule=\"evenodd\" d=\"M103 74H104V72H103Z\"/></svg>",
    "mask_w": 264,
    "mask_h": 264
}]
</instances>
